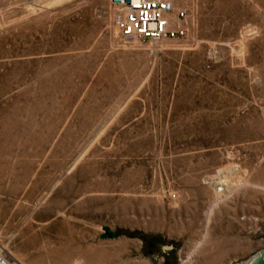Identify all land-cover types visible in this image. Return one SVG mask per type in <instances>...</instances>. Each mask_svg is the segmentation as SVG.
Listing matches in <instances>:
<instances>
[{
  "label": "rangeland",
  "instance_id": "374dc122",
  "mask_svg": "<svg viewBox=\"0 0 264 264\" xmlns=\"http://www.w3.org/2000/svg\"><path fill=\"white\" fill-rule=\"evenodd\" d=\"M170 1L184 39L125 38L111 0H0V250L13 264L260 257L264 0Z\"/></svg>",
  "mask_w": 264,
  "mask_h": 264
},
{
  "label": "built area",
  "instance_id": "2783aa9c",
  "mask_svg": "<svg viewBox=\"0 0 264 264\" xmlns=\"http://www.w3.org/2000/svg\"><path fill=\"white\" fill-rule=\"evenodd\" d=\"M36 3L40 0H27ZM114 22L125 38L141 41L184 39L186 29L180 25L185 17L170 0H111ZM0 264H13L11 258L0 250Z\"/></svg>",
  "mask_w": 264,
  "mask_h": 264
},
{
  "label": "water",
  "instance_id": "95a60500",
  "mask_svg": "<svg viewBox=\"0 0 264 264\" xmlns=\"http://www.w3.org/2000/svg\"><path fill=\"white\" fill-rule=\"evenodd\" d=\"M251 264H264V249L259 258L255 259Z\"/></svg>",
  "mask_w": 264,
  "mask_h": 264
},
{
  "label": "bare ground",
  "instance_id": "6f19581e",
  "mask_svg": "<svg viewBox=\"0 0 264 264\" xmlns=\"http://www.w3.org/2000/svg\"><path fill=\"white\" fill-rule=\"evenodd\" d=\"M214 183H215L214 185L218 187V185H219L221 182L216 181V182H214ZM222 185H224V183H222ZM225 185H226V184H225ZM228 189L230 190L231 188H230L229 186H227V190H228ZM227 190H226V191H227ZM221 191L223 192L224 189H223V188H218V192H221Z\"/></svg>",
  "mask_w": 264,
  "mask_h": 264
},
{
  "label": "trees",
  "instance_id": "16d2710c",
  "mask_svg": "<svg viewBox=\"0 0 264 264\" xmlns=\"http://www.w3.org/2000/svg\"><path fill=\"white\" fill-rule=\"evenodd\" d=\"M109 236H110V237H113V234H110V233H109Z\"/></svg>",
  "mask_w": 264,
  "mask_h": 264
}]
</instances>
